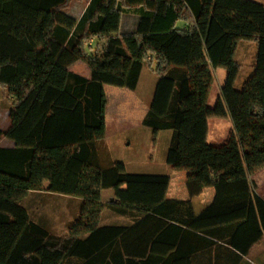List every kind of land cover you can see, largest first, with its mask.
Wrapping results in <instances>:
<instances>
[{
	"label": "trees",
	"instance_id": "16d2710c",
	"mask_svg": "<svg viewBox=\"0 0 264 264\" xmlns=\"http://www.w3.org/2000/svg\"><path fill=\"white\" fill-rule=\"evenodd\" d=\"M8 0L35 12L32 26L0 23V88L14 99L0 129V264H252L264 238V199L250 177L264 169V5L250 0ZM139 16L122 34L123 15ZM179 22L187 24L185 29ZM102 44L89 55L88 44ZM255 43L254 72L241 90L240 42ZM85 62L91 79L69 68ZM144 65L159 81L143 125L171 131L167 163L187 173L188 201L166 199L167 175L129 174L106 145L105 86L136 90ZM227 80L208 106L215 72ZM210 118L230 120L221 146L208 144ZM213 188L196 214L192 199ZM130 225L101 226L103 192ZM43 191L81 201L67 235L34 221L21 202ZM225 245V246H224ZM227 246V247H226Z\"/></svg>",
	"mask_w": 264,
	"mask_h": 264
},
{
	"label": "rangeland",
	"instance_id": "374dc122",
	"mask_svg": "<svg viewBox=\"0 0 264 264\" xmlns=\"http://www.w3.org/2000/svg\"><path fill=\"white\" fill-rule=\"evenodd\" d=\"M8 0H0V23L7 25H25L32 26L35 20V12L16 2H11V10L7 12L6 2ZM252 2L264 5V0H250ZM82 0H74L65 12L76 14L77 8H80ZM257 53L255 43L242 41L238 45L236 52V61L241 67L240 74L235 84L236 90H241L245 82L252 76L254 72V63ZM214 87L212 91V99H219L223 82L220 73L215 72ZM14 99L9 95L5 88H0V129L7 130L10 124L9 113L13 108ZM215 126L218 128L221 140L229 137L233 131V125L230 120ZM153 131V130H152ZM154 132V131H153ZM162 135H150L144 129L136 131L131 135L130 145L111 148L121 163L126 165L129 174L133 175H154L160 172L159 168L166 166L167 155L169 150V132H161ZM11 141L2 139L0 141L1 148H8ZM183 172L177 173V178H181L177 182V188L180 191L183 188L182 176ZM255 192L264 193V169L256 172L250 177ZM114 191L110 190L103 195L105 210L101 218V226H121L130 225L132 220L128 216H122L119 212L112 208ZM21 205L30 213L33 220L46 227L50 234L63 237L67 235L69 226L75 222L78 217L81 201L71 197L54 195L43 191L42 193H32L21 202ZM256 264H264V240L261 241L250 253L247 258ZM247 260V261H248ZM248 261V262H249ZM227 260L219 261V264H226ZM196 264H210V259L198 260ZM228 264H232L230 261Z\"/></svg>",
	"mask_w": 264,
	"mask_h": 264
},
{
	"label": "crops",
	"instance_id": "0c3cea01",
	"mask_svg": "<svg viewBox=\"0 0 264 264\" xmlns=\"http://www.w3.org/2000/svg\"><path fill=\"white\" fill-rule=\"evenodd\" d=\"M91 0H82L80 2V8H77V13L74 15L72 13H67L69 16L80 20L87 9ZM140 16L134 12H128L123 15L122 18V26H121V33L122 34H133L137 30L138 22ZM178 27L181 29H185L187 24L184 22H179ZM102 44L100 40L93 39L89 44L88 51L89 55H93L96 52L97 46ZM69 70L77 74L81 77L86 79H91L92 72L88 65L83 61H78L70 66ZM220 73L221 81L223 82L222 88L227 80L228 73L224 69H219L216 71V74ZM159 78L154 73V69H150L148 66L144 65L142 69V73L140 76V80L136 90H130L129 88H118L114 86H105V92L107 96V106H106V128H107V137H106V145L108 148V152L110 158L113 163H121L116 157H114V152L111 148H115L116 145L118 147L130 145V138L133 133L144 129L150 135H162L161 132L155 134L151 129L145 127L143 125L144 119L149 112L150 106L152 104L155 90L158 84ZM214 84L212 86L208 106L213 108L218 99H212V91H213ZM225 119L219 118H210L208 120L209 126V133H208V144L212 146H221L225 144L229 137H224L221 140L220 132L217 131L218 128L215 126L221 125L220 123H224ZM162 132H169V144L172 138L171 131H162ZM126 145V146H127ZM15 146L14 142L11 141V145L8 148H13ZM169 148V147H168ZM126 167V165H125ZM127 170V167H126ZM160 172L153 173L152 176H161L167 175L170 177V183L166 192V199L172 201H188L190 200V194L187 188V173L183 172L184 174L182 177L183 180V188L179 191L177 188V182L181 180V178H177V171H174L172 167L167 163L166 166L159 168ZM128 172V171H127ZM110 190H106L103 192V195ZM113 191V190H112ZM115 194V192H114ZM261 198L264 199V193L256 192ZM215 196V190L213 188H206L204 189L203 193L192 199V203L194 206V210L196 214H201L204 212L212 203ZM264 238L261 240L263 241ZM261 241L259 243H261ZM257 243L252 247L250 253H252L253 249L259 244ZM225 246V245H224ZM227 247V246H226ZM249 253V255H250ZM248 255V256H249ZM248 257H246V260ZM208 259V258H204ZM249 261V260H248ZM252 264H256L253 261H249Z\"/></svg>",
	"mask_w": 264,
	"mask_h": 264
}]
</instances>
